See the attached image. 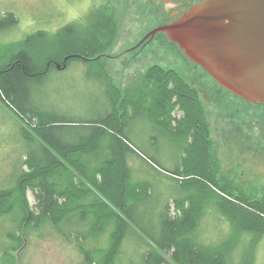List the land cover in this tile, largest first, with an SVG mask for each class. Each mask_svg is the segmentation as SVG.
<instances>
[{
	"label": "trees",
	"instance_id": "trees-1",
	"mask_svg": "<svg viewBox=\"0 0 264 264\" xmlns=\"http://www.w3.org/2000/svg\"><path fill=\"white\" fill-rule=\"evenodd\" d=\"M92 15L89 29L74 23L65 25L54 34V42L45 32H37L5 62L0 60V103L28 127V132L22 130L23 138L34 145L35 140L39 142V151L25 152V169L14 185L0 189V217L15 215L19 219L18 234L9 236L15 242L12 249L21 247L31 228L89 224L88 233L76 230L73 235H62L67 240L71 236L76 239L82 264H116L128 231L140 230L132 210L146 205L152 189L150 182L131 181L129 156L140 158L184 192L191 190L188 187L200 188L194 176H202L212 187L210 191L218 195L216 206L235 234L262 235L264 195L254 200L243 195L234 198L232 183L214 177L219 166L212 153L200 94L177 71L153 65L144 72L140 84L121 98L99 68L97 81L107 82L103 92L110 101V111L97 121L80 122L87 130L77 140H66L61 132L78 122L32 105V88L56 67L66 69L71 61L100 64L101 55L112 46L117 33L113 10L106 6ZM15 23V17L7 14L0 25L12 27ZM130 113L145 117L153 130L174 146L179 156L174 157L173 170H164L144 150L136 148L127 133ZM197 191L201 194H188L161 206L158 238L148 237L151 249L143 255V264H226L230 252L225 244L214 248L193 240L205 199L203 192ZM226 207L229 213L224 212ZM105 235L104 248L83 244Z\"/></svg>",
	"mask_w": 264,
	"mask_h": 264
},
{
	"label": "rangeland",
	"instance_id": "rangeland-1",
	"mask_svg": "<svg viewBox=\"0 0 264 264\" xmlns=\"http://www.w3.org/2000/svg\"><path fill=\"white\" fill-rule=\"evenodd\" d=\"M106 6L115 14L117 33L112 46L101 55L100 64L71 61L66 69L56 67L32 88V105L58 118L78 122L61 132L66 140H77L87 130L80 122L97 121L110 111V101L103 92L107 82L101 81V85L97 81L99 68L121 98L127 90L140 84L149 67L159 65L175 70L200 94L213 142L212 153L219 166L214 177L219 182L224 178L232 183L230 193L234 198L243 195L249 200L261 199L264 195V107L233 94L191 60L166 56L157 34L143 41L154 30L156 9L140 0H0V23L7 14L16 19L12 27L0 25V60L5 62L9 54L23 47L21 44L28 36L37 32H45L53 41L54 34L65 25L74 23L80 29L91 28L92 12H100ZM129 115L127 133L136 148L144 150L164 170H173L174 157L179 156L174 146L153 130L145 117ZM22 130L28 132V127L0 103V189L13 186L25 169L26 151H39V142L35 140V145L27 142ZM127 164L131 181L150 182L152 189L146 205L132 210L140 230L128 231L116 264H143V255L151 249L148 237L158 238L161 206L188 194L200 195L197 190L203 192L205 199L193 240L214 248L225 244L230 252L226 264H264V232L260 236L235 234L217 208L218 195L210 191L212 187L205 178L194 176L200 188L188 187L191 190L184 192L136 156H129ZM164 170L163 174H168ZM28 199L33 206L30 192ZM228 210L226 207L224 212L229 213ZM229 217L233 219V215ZM18 222L15 215L0 217V264H82L76 239L71 236L67 240L62 234L73 235L76 230L88 233L89 224L65 223L58 229L45 224L38 230L31 228L21 240V247L14 250L15 242L9 236L18 234ZM83 244L87 248H104L107 237Z\"/></svg>",
	"mask_w": 264,
	"mask_h": 264
},
{
	"label": "water",
	"instance_id": "water-1",
	"mask_svg": "<svg viewBox=\"0 0 264 264\" xmlns=\"http://www.w3.org/2000/svg\"><path fill=\"white\" fill-rule=\"evenodd\" d=\"M156 9L166 56L189 59L233 94L264 107V0H140Z\"/></svg>",
	"mask_w": 264,
	"mask_h": 264
}]
</instances>
